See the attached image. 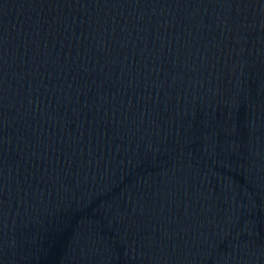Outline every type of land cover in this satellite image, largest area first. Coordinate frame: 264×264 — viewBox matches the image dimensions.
<instances>
[{"label": "water", "instance_id": "95a60500", "mask_svg": "<svg viewBox=\"0 0 264 264\" xmlns=\"http://www.w3.org/2000/svg\"><path fill=\"white\" fill-rule=\"evenodd\" d=\"M0 264H264V0H0Z\"/></svg>", "mask_w": 264, "mask_h": 264}]
</instances>
